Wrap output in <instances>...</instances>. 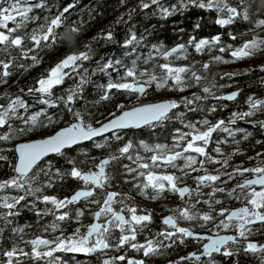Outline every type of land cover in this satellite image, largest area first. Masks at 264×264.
<instances>
[{
	"label": "trees",
	"instance_id": "1",
	"mask_svg": "<svg viewBox=\"0 0 264 264\" xmlns=\"http://www.w3.org/2000/svg\"><path fill=\"white\" fill-rule=\"evenodd\" d=\"M23 2L22 11L5 17ZM224 17L226 22L219 21ZM263 24L264 0H0V112L7 111L0 124V185L5 183L0 250L41 233L47 241L75 229L77 236L83 234L109 189L116 191L117 207L141 206L140 198L152 197L156 188L145 183L135 157L167 142L173 130L201 131L204 119L223 121L239 131L242 148H263L264 64L229 68L243 62L233 49L256 42L264 50ZM177 44V51L168 52ZM59 63L66 75L41 91V81ZM173 63L182 68L178 75L167 73L166 65ZM135 80L146 84L143 96L129 85ZM235 88L238 96L226 99L225 91ZM166 96L177 103L159 123L66 148L28 175L16 172L18 142L52 134L76 119L93 127L123 109ZM213 137L233 138L218 129ZM106 157L104 186L71 201L77 189L94 186L82 173H98ZM210 196L198 183L186 206L193 213L204 211ZM170 197L174 205L155 214L160 228L162 214H180V196ZM193 222L187 224L200 230ZM112 237L118 247L115 231ZM60 254L48 264H76V253Z\"/></svg>",
	"mask_w": 264,
	"mask_h": 264
},
{
	"label": "flooded vegetation",
	"instance_id": "2",
	"mask_svg": "<svg viewBox=\"0 0 264 264\" xmlns=\"http://www.w3.org/2000/svg\"><path fill=\"white\" fill-rule=\"evenodd\" d=\"M234 90L240 93L239 88ZM230 91L233 89L225 92ZM165 118L163 116L160 120ZM160 120L156 122L159 123ZM201 126L203 128L200 132L209 133L211 141L217 142L220 148H223L218 150H224L223 153L226 155H232L230 162L242 161L244 166L237 169L236 166L230 168L226 162L225 169L217 179L203 181L186 178L177 191L170 186L169 180H156L152 183L157 189L155 195L149 197L150 199L140 198L139 203L141 202L142 205L136 206L135 215L138 216V220L135 228L130 214L134 206L127 210V206L123 203L118 207L113 204L115 197L108 205H104V200L103 207L96 208L93 217L94 221L96 211L101 210L99 221L102 227L91 235L88 241H82V238L89 228L83 234H79L77 238L79 244L71 245L69 248L61 247L62 249L58 248L51 253L42 250L47 239L41 233L34 239L23 240L19 245H6L4 250H0V264H48L51 261L55 262V258L61 259L62 251L76 253L79 259L76 260V264H264V181L254 180L264 173V147L242 148L239 131L223 121L208 122L204 119ZM217 129L232 135L231 141L215 140L213 136ZM193 132L195 130H178V132L173 130L169 134L170 139L154 149L155 152L161 153L171 146L180 147L178 151H174L171 159L162 160L163 167L177 172L182 171L181 168L192 162L193 151H198L188 146ZM197 143L202 147L204 143L206 145V148L199 153L202 156V167L204 157L210 156L209 154L204 156L205 150L209 149L213 152L214 147L213 143L207 144L203 138ZM154 147L156 146L153 145ZM156 161L161 159L157 158ZM216 164L218 166L219 161H216ZM221 164L224 165L223 160ZM198 183L204 184L205 189H208L212 196L207 200L204 198V211L193 213L191 207L186 206L188 199L185 198ZM183 186L189 187L185 195L180 192ZM177 194L180 196L178 202L181 205L180 214L164 213L161 216L164 227L156 226L155 217L162 208L174 205V202L170 201L172 198L170 196ZM162 204L166 205L162 207ZM109 206L113 208L108 209ZM117 212H124L126 215L124 222L115 216ZM167 215H171L175 223L167 222ZM191 221H194V225L200 224L201 229L195 230L189 226L187 223ZM114 231L117 235L118 247L112 244ZM193 233H204V237L194 236ZM119 240L121 243L118 242Z\"/></svg>",
	"mask_w": 264,
	"mask_h": 264
},
{
	"label": "water",
	"instance_id": "3",
	"mask_svg": "<svg viewBox=\"0 0 264 264\" xmlns=\"http://www.w3.org/2000/svg\"><path fill=\"white\" fill-rule=\"evenodd\" d=\"M219 21L226 22L227 18H219ZM180 45L171 47L168 52L177 51ZM264 68V65H263ZM63 67H61V72ZM137 91L142 94L146 91V84L139 82L135 84ZM238 90H233L224 94L226 99L235 98ZM174 108V102L171 98H164L155 101L139 103L129 108L123 109L119 113L102 121L96 126L89 127L81 119H76L72 123L58 128L54 133L37 137L29 140H22L16 144L17 161L15 165L16 172L22 175H28L35 166H37L45 157L61 152L62 150L85 143L95 138L108 135L112 132L128 129L130 127L140 128L148 123L159 121L163 116L168 115ZM109 157L103 159L100 165V171H85L82 177L88 178L94 183V186H104L102 177L105 172V164ZM254 180L264 181V173L255 177ZM94 186L91 188H79L71 196L70 200H80L90 196L94 192ZM188 186H183L180 190L182 195L187 194ZM116 196V191L109 189L104 205H108ZM101 210L96 211V218L90 224L88 231L82 238V241H88L89 237L98 232L102 223L99 221ZM115 216L122 222L126 220L124 212H117ZM167 222L175 223L171 215L166 216ZM191 233L190 230H188ZM194 236L204 237V233H193Z\"/></svg>",
	"mask_w": 264,
	"mask_h": 264
},
{
	"label": "rangeland",
	"instance_id": "4",
	"mask_svg": "<svg viewBox=\"0 0 264 264\" xmlns=\"http://www.w3.org/2000/svg\"><path fill=\"white\" fill-rule=\"evenodd\" d=\"M25 3L19 4V6H16L15 8H12L10 11H7L4 13L5 17L9 16L11 14H17L18 12L22 11L25 7ZM264 25V24H263ZM0 37L2 35L0 34ZM234 52H238V55L243 58V62L241 63H234L230 64L229 68L230 70H237V69H243L248 66L252 65H263L264 64V50H260V48H257L256 42H249L244 44L242 47L238 49H233ZM178 66V67H176ZM61 67H63V70L61 72ZM167 67V73L171 75H178L179 72L182 70L180 64H171L166 65ZM67 70L63 63L57 64L51 71L50 75L46 78H44L40 83V90L41 91H48L51 89V87L58 83L61 78L66 75ZM138 81H131L129 85L134 88V85ZM141 94V96H143ZM174 98H176V95H172ZM170 97V96H169ZM168 96L163 97L169 98ZM171 98V97H170ZM172 99V98H171ZM173 100V99H172ZM174 104L177 103L176 100H173ZM7 117V111L0 112V124L4 123ZM200 138H203L207 144L213 143V152L209 149L205 150L204 156L206 154H209V158L204 157V166L201 167V154L200 151H203L206 148V145L204 143V148L200 143H197L200 141ZM190 148H193L198 151H193V154L191 155L192 162H189L185 165V167L181 168L182 171L175 172L174 170H169L167 167H163L162 160H169L171 157H173L174 151L179 150V146H171L167 148L164 152H155L152 151L150 148H144L141 150L140 154L135 157V161L139 162L144 168H143V177L145 179V183L152 184L153 182L158 181V179L163 180H169L170 186L173 188V190H178L179 187L184 183L186 178L191 179H198V180H215L217 179L222 171L225 169L226 162L230 165V168H233L236 166L235 169L240 168L243 162H230L232 159V155H226L223 153L224 150H218L220 148V145L217 142H212L211 137L209 133L207 132H200L195 131L193 132V137L190 143L188 144ZM225 146V145H224ZM203 149V150H202ZM223 149V148H220ZM158 159H161V161H156ZM208 159L210 161H208ZM220 159V160H219ZM219 161V165L217 166L216 161ZM221 160L224 161V165L221 164ZM191 163V164H190ZM209 163V164H208ZM243 169V168H241ZM4 182L0 185V189L4 186ZM169 184L167 185L169 187ZM172 190V191H173ZM58 204L62 206L65 204L64 200L58 201ZM112 206H109L108 209H112ZM137 213L136 207H132L130 210L131 219L134 223L133 228L136 227V222L138 220V216L135 215ZM199 212L197 213V215ZM107 218V217H106ZM77 236V229L64 232V234H61L58 236L57 240L54 241H46L45 245L43 246V251H49L53 253L56 249L61 247H70L71 245L79 244Z\"/></svg>",
	"mask_w": 264,
	"mask_h": 264
},
{
	"label": "bare ground",
	"instance_id": "5",
	"mask_svg": "<svg viewBox=\"0 0 264 264\" xmlns=\"http://www.w3.org/2000/svg\"><path fill=\"white\" fill-rule=\"evenodd\" d=\"M103 178V177H102ZM77 202V201H76Z\"/></svg>",
	"mask_w": 264,
	"mask_h": 264
}]
</instances>
